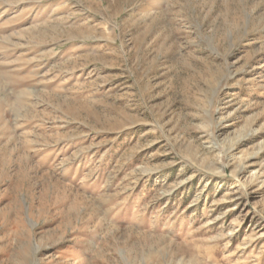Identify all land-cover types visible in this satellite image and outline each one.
Here are the masks:
<instances>
[{
  "label": "rangeland",
  "instance_id": "374dc122",
  "mask_svg": "<svg viewBox=\"0 0 264 264\" xmlns=\"http://www.w3.org/2000/svg\"><path fill=\"white\" fill-rule=\"evenodd\" d=\"M0 264H264V0H0Z\"/></svg>",
  "mask_w": 264,
  "mask_h": 264
}]
</instances>
